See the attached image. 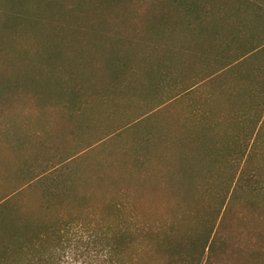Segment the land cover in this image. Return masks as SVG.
I'll list each match as a JSON object with an SVG mask.
<instances>
[{
  "label": "trees",
  "instance_id": "1",
  "mask_svg": "<svg viewBox=\"0 0 264 264\" xmlns=\"http://www.w3.org/2000/svg\"><path fill=\"white\" fill-rule=\"evenodd\" d=\"M157 2L135 61L54 64L55 93L25 96L74 125L65 149L34 151L51 123L19 133L0 110V151L22 161L0 174V264H264V0ZM179 56L208 67L178 76ZM108 102L122 116L100 128Z\"/></svg>",
  "mask_w": 264,
  "mask_h": 264
},
{
  "label": "rangeland",
  "instance_id": "2",
  "mask_svg": "<svg viewBox=\"0 0 264 264\" xmlns=\"http://www.w3.org/2000/svg\"><path fill=\"white\" fill-rule=\"evenodd\" d=\"M4 9L0 18L4 27L0 30V46L4 54L0 58V110L2 120L12 125L15 131H38L45 121L52 125L50 134L43 140L33 138V150L43 142L51 153L55 148L62 151L69 140L71 123L62 121L54 108L38 104L34 99H27L39 93L53 95L56 91L51 80L60 78L53 74L54 64H106L124 59L135 61L134 50L145 44H151V32L157 30V21L162 10L152 6L157 0H2ZM21 5L22 7H19ZM67 24L55 29V18L63 17ZM131 25L138 30L135 40L128 42L127 32ZM162 32V31H161ZM63 36V43H58L56 35ZM184 31L174 32L177 45L183 43ZM172 37V38H173ZM123 47L127 53L123 51ZM122 50V51H120ZM179 56L175 62L184 72L178 76L204 74L206 61L193 64L189 59ZM48 72L50 79L40 76ZM42 79V80H41ZM139 88V87H138ZM5 99H9L4 103ZM123 109V107H122ZM115 103H93L91 115L96 118L95 124L103 128L112 119L122 116ZM109 120H105L109 118ZM135 117V116H134ZM133 117V118H134ZM105 118V119H104ZM89 118L80 119L86 123ZM63 124V125H60ZM0 128H3L0 123ZM99 128V129H100ZM1 143V139H0ZM1 147V146H0ZM43 149L40 157L46 159L50 154ZM104 155L101 153L98 157ZM13 150L0 151V174L3 170H14L19 167ZM89 160H91L89 158ZM8 166V167H7ZM61 264H88L85 256L68 252Z\"/></svg>",
  "mask_w": 264,
  "mask_h": 264
}]
</instances>
